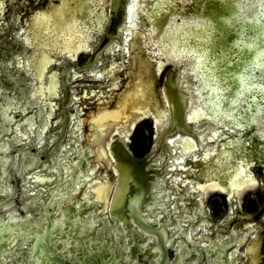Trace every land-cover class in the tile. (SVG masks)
I'll use <instances>...</instances> for the list:
<instances>
[{"label": "water", "instance_id": "water-1", "mask_svg": "<svg viewBox=\"0 0 264 264\" xmlns=\"http://www.w3.org/2000/svg\"><path fill=\"white\" fill-rule=\"evenodd\" d=\"M160 3L161 0H0V4L3 5L0 7V29L3 31L4 26L11 29V33L16 35L14 44L22 50L16 61H13L10 55L6 56L9 66L8 75L13 85L19 82L23 72L26 73L25 77L29 81V86L23 93H29L31 95L29 103L38 106L39 126L33 127L36 125L35 119L29 118L25 125L28 130L27 134L30 136L32 131H36V138L42 141L52 125L58 103L55 98L61 95V76L56 71L51 73L53 64L59 61L60 66L67 57L76 60L77 55L84 49L88 50L91 42L96 40L95 32H103L108 25L107 36L100 47L109 46L114 40H122L120 30L124 21L127 20L129 26L127 27V40H124V53H127L131 47L130 51L134 54L132 58L136 63L143 58L140 56L142 52H153L156 58L152 61L155 64L152 68H149L150 65L143 64L140 59L139 70L132 68L137 72V77L153 78L151 70L153 68L157 75L162 74L163 71L164 74L172 68L170 63L177 68L168 71L162 86L156 84V99L154 95L148 98L147 94L153 89V80L150 81L152 84L145 83V87L133 96V103L127 104L118 111H105L92 120L91 126L100 128L97 129L95 137L97 141L94 139L92 142L100 144L106 136L112 139L117 133L123 137L127 136L128 140L139 121L149 114L153 115L157 129L168 120V126L163 131L159 145V149L164 147L167 152H170V149L166 146L165 139L173 132L181 130L185 134L196 137L195 130L188 121L194 127H207L202 136L204 141L208 136L209 141L220 142L218 138L224 131L221 129L230 126V132L237 133L236 144H232V147L229 142H220L222 149L219 150L217 145L213 150L207 149L205 160L201 163L193 159L192 163L202 171L201 176L204 181L190 183V185L206 195L216 190H224L222 182L226 184L228 170L230 165H233L231 190L234 195L240 196L257 184L251 166L257 163L262 164L264 161V103L261 102V98L264 97V81H253L252 83L260 87L251 91L246 90V83L242 84L239 80L241 75H245L243 69L236 71L239 61L245 60L250 65H258L254 68L253 75L264 72V37L260 35L261 25H264V16L260 15L264 12V8L260 6L264 5V0H168L165 5L166 11L154 7ZM253 4L256 7H248ZM93 16H96V19ZM203 18L211 19L216 28L211 41L207 39L205 31L197 28L194 23L195 20ZM226 20L232 22L228 24L225 23ZM96 24L99 26L98 30H96ZM241 29L244 30L243 34H241ZM11 33L6 35L8 39L12 38ZM133 33L134 39H132ZM140 38L142 40H139ZM222 47L225 50H231L227 52L226 57L221 56ZM111 49L114 53L117 52L114 50L116 48ZM205 50H207V56L202 60L200 54ZM10 51L13 52L12 48ZM258 56L259 59H257ZM144 58L149 64L148 58ZM233 58H237V63H229ZM213 61L217 63L213 64ZM91 64L92 62H88L83 68L86 69ZM225 65L228 66L229 71H236L237 76V79L229 82L227 86L229 91H223L224 85L219 83L224 78V73L220 69H223ZM48 78L50 85L46 86ZM65 81L64 78V85ZM18 88L17 85L14 89L16 94ZM231 100H235L236 104L230 108L229 101ZM17 102L19 101H11L12 106L17 105ZM249 106L251 110L245 114L244 109ZM15 115L20 114L15 113ZM241 116L244 119H239ZM81 125L79 121L77 126L82 131ZM43 126L42 132L38 131ZM248 135H250L249 138ZM16 139L23 140L20 136ZM75 139L81 142L79 136L75 135ZM255 143H258L259 148L253 149ZM172 144L174 149L180 150V153L170 157V161L179 158L182 162L180 165H184L191 155L196 156L197 154V145L192 139H183L179 136L172 141ZM107 147L109 155L115 162L113 167L117 175V183L109 206L110 214L114 220L121 218L130 228V217H132L136 224L150 233L152 229L142 216L140 209L150 200L147 194L152 187V181L155 180L154 173L160 176L162 173L148 169L152 161L151 154L141 159L135 158L120 138L111 140ZM5 149H8V145L1 148L2 151ZM159 153L160 151L153 152V155L156 156ZM250 154L253 155L248 159ZM73 156L70 160L78 161L75 162L73 168L72 165H68L71 169L70 178H66L67 169L61 166V174L48 173L50 177L55 176V180L53 182L50 180L46 184L50 189L46 195L41 196L43 200H47V205L38 213L33 209H25L26 218L44 220L40 225V230L45 229V231L34 230L30 224H26L27 227L29 226L27 233L26 231L21 232L20 228L15 227V222L18 223V221L13 224L4 223V219L0 218V224H3L0 227V254L7 252L3 247L7 244L6 233L11 235L10 238L14 237L12 234L14 232L19 238L24 233L27 241H34L30 245L32 254L30 258L27 257L28 264L62 262L61 259L53 256L51 242L68 240L67 233L59 232L68 231L65 221L70 222L72 216H83L81 211H77L73 206L67 207V205L71 203V200H83V190L77 191L75 196H72L70 192L77 185L79 171L86 169L88 165L86 158L91 156V151L88 147H84L81 151L77 150ZM107 158L108 153L105 150L98 151L96 160L101 162L99 163L101 169L102 162ZM9 161L10 159H7V162ZM157 162L163 163V159ZM14 164L15 157H13L12 166ZM108 164L105 183L97 181L93 189L94 198L104 203H107L109 199L115 180L112 177L109 179L114 172L111 169V163L108 162ZM215 164L217 168L213 166ZM52 166L54 167V164ZM92 167L94 165H91ZM97 171L96 173L93 171V174H97ZM87 173L85 171L83 175ZM11 179L16 183L13 175ZM38 179L43 181L44 178ZM54 184L56 186L52 187ZM5 185L6 180L3 183V186ZM17 194L18 187L15 184L11 196L0 201V209L7 210L16 202L18 203ZM28 200L29 198H26V201ZM209 203H213L212 198ZM16 209L19 213L21 212L19 204L16 205ZM19 213L12 211L10 215L5 216L18 219ZM263 213L264 211L257 215L242 216V218L254 222ZM159 238L162 241L165 240L164 235H160ZM263 241L264 233L258 234V238L253 237L245 252L247 259L242 264H249L250 260L252 264H264ZM17 246L18 244L15 247ZM14 262L19 264L16 258ZM4 263L0 255V264Z\"/></svg>", "mask_w": 264, "mask_h": 264}, {"label": "flooded vegetation", "instance_id": "flooded-vegetation-1", "mask_svg": "<svg viewBox=\"0 0 264 264\" xmlns=\"http://www.w3.org/2000/svg\"><path fill=\"white\" fill-rule=\"evenodd\" d=\"M96 16H93L94 19ZM128 26L125 20L120 30L122 40H114L109 46L100 47L107 36L108 25L103 32H95L96 40L91 42L88 50H82L76 60L67 57L62 65H58L59 61L53 64L51 73L56 71L61 76V95L55 98L58 102L56 113L49 134L47 133L42 141L36 138V131H32L33 133L31 132L29 136L25 127L26 120L29 118L35 119L36 125L33 127L39 126L38 106L29 103L31 96L29 93H23L29 86V81L25 77L26 73L23 72L19 82L13 85L8 75L9 66L6 56L10 55L12 60L16 61L22 50L14 44L16 35L11 33V29L5 26L2 27L3 31L0 29V201L11 196L15 184L18 187V203L16 202L7 210L0 209V218L4 219V223L13 224L18 221V223L15 222V227L20 228L21 232L27 233L29 226L27 227L26 224H30L34 230L44 232L45 229L40 230L44 220L26 218L25 209H33L38 213L45 207L47 200H43L41 196L46 195L50 189L46 184L50 180L52 182L55 180V176L50 177L48 173L61 174V166L67 169L66 178H70L71 169L68 165H72L73 168L78 161L70 160V158L74 157L77 150L81 151L84 147H88L91 151V156L86 158L88 165L85 170L79 171L77 185L70 192L72 196H75L83 190V200H71V203L67 205L81 211L83 216H72L70 222L65 221L68 231L59 232L67 233L68 240L51 242L53 256L61 259L62 262L55 261L49 264H242L247 259L245 252L253 237L258 238V234L264 233V213L254 222L242 218V216L257 215L264 211V161L262 164L257 163L251 166L257 184L253 189L246 190L245 195H243L245 192L240 196L232 193L233 165H230L228 170L226 184L222 182L224 190H216L206 195L190 185V183L204 181L201 176L202 171L192 163L193 159L201 163L205 160L207 149L213 150L216 145L219 150L222 149L220 142L236 144L237 133H231L230 126L221 129L224 131L218 138L220 142L209 141L208 136L204 141L202 136L207 127H194L187 120L195 130L196 137L185 134L181 130L173 132L165 139L166 146L170 149V152H167L164 147L159 149V145L163 131L168 126V120L157 129L153 115L149 114L139 121L128 140L127 136L123 137L117 133L112 139L106 136L100 144L92 142L100 129L91 126L92 120L105 111H118L127 104L133 103V96L145 87V83L153 80V92L148 88L147 94L148 98L154 95L156 99V86L158 84L162 86L168 71L177 68L170 63L172 68L164 74L163 71V76L157 75L153 68L151 69L153 78L137 77V72L132 68L139 70L141 58L138 63L133 61L134 54L130 51L131 47L127 53H124V40H127ZM98 28L96 24V30ZM9 33H11V39L6 37ZM134 37L133 33L132 39ZM110 46L116 48L114 50L117 52L114 53ZM11 48L13 52L10 51ZM140 56H143L141 59L143 64L150 65L149 68L155 65L152 63L156 60L153 52H142ZM144 57L148 58L149 64ZM88 62L92 64L84 69ZM64 78L66 86L63 84ZM17 85L19 88L16 94L14 89ZM49 85L48 78L46 86ZM11 101L19 102L12 106ZM15 113L20 115L16 116ZM79 121L82 124V131L77 126ZM43 128L44 126L38 131L42 132ZM75 135L81 138V142L76 141ZM18 136L23 140L16 139ZM179 136L183 139H192L197 145L196 156L191 155L184 165H180L182 162L179 158L169 160L173 155L180 153V150L174 149L172 144V141ZM116 138H120L137 159L151 154L152 161L148 169L162 173L161 176L154 173L155 180L152 181V187L147 194L150 200L140 209L142 216L152 229L150 233L136 224L132 217H130V228L121 218L114 220L110 214L109 206L117 183V175L113 167L115 162L109 155L107 146ZM5 145H8V149L2 151L1 148ZM257 146L258 143H255L253 149ZM102 150L108 153V158L102 162L101 169L99 165L101 162H98L96 158L98 151ZM66 151L67 154H65ZM159 151L158 155H153V152ZM251 155L253 154L248 155V159ZM13 157H15L14 166H12ZM7 159L10 161L7 162ZM161 159L163 163L159 164L157 161ZM108 162L111 163V169L114 172L113 176L109 172V179L112 177L115 180L109 199L107 203H104L94 198L93 189L97 181L105 183ZM91 165L94 167L91 168ZM213 166L218 167L216 164ZM85 171L88 172L87 175H83ZM93 171L95 173L97 171V174H93ZM195 171L196 174L193 173ZM223 174L225 175V172ZM11 175L16 179V183L12 181ZM3 176H5L4 179ZM40 177L44 178L43 181L38 179ZM5 180L6 185L3 186ZM53 186L55 187L56 184ZM26 198L29 200L26 201ZM211 198L212 204H210L212 201L209 203ZM18 204L21 206L20 213L16 209ZM12 211L19 213L18 219L17 217L6 218L5 215H10ZM2 225L0 224V227ZM12 234L14 237L10 238L11 235L6 233L7 244L3 247L7 252L0 254L4 264H16L15 258L19 264H28L27 257L30 258L32 254L30 245L34 241H27L24 233L21 234L23 238H19L15 232ZM160 235H164V241L159 238ZM16 244H18L17 247H15ZM249 264H252L251 260Z\"/></svg>", "mask_w": 264, "mask_h": 264}, {"label": "snow or ice", "instance_id": "snow-or-ice-1", "mask_svg": "<svg viewBox=\"0 0 264 264\" xmlns=\"http://www.w3.org/2000/svg\"><path fill=\"white\" fill-rule=\"evenodd\" d=\"M168 0H161V3L159 5H156L154 7L159 8L162 11H166V4H167ZM0 7H3L2 4H0ZM248 7H256V5H248ZM261 8H264V5L260 6ZM158 14V13H157ZM261 16H264V12L260 13ZM255 19V18H253ZM232 21L231 20H226L225 23L230 24ZM195 25L197 28H200L202 30L205 31V33L207 34V39L209 41H211V37L212 35L216 32V28L213 25L211 19L209 18H203V19H197L194 21ZM241 34H243V29L240 30ZM260 35L262 37H264V25H261V31H260ZM231 50H225L223 47L221 49V56L226 57L227 56V52H230ZM201 59L203 60L206 56H207V50H205L203 53L200 54ZM257 59H259V56L257 57ZM217 63V61H213V64ZM229 63H237V58H233L229 61ZM258 65H250L248 61L245 60H240L237 66L236 71H240L241 68L243 69V73H245V75H241L239 77V80L241 81L242 84L246 83L247 85V89L251 91L252 89H256L259 88L260 86L256 83H252L253 81H264V72H261L259 75H253L252 72L254 71V68L257 67ZM220 71H223L224 73V78L222 81H220L219 83H222L224 85L223 91H229L228 89V84L231 80H235L237 79L236 76V71H229L228 70V66L225 65V67L223 69H220ZM215 79V77H213ZM219 86V85H218ZM238 95L240 94L239 92L237 93ZM253 100H255V97H253ZM261 102L264 103V97L261 98ZM236 104L235 100H231L229 101V107L231 108L232 105ZM251 110V106H249V108L244 109L245 114ZM239 119H244L243 116L239 117Z\"/></svg>", "mask_w": 264, "mask_h": 264}]
</instances>
